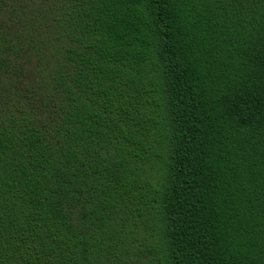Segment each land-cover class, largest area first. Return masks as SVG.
Here are the masks:
<instances>
[{
  "label": "trees",
  "instance_id": "obj_1",
  "mask_svg": "<svg viewBox=\"0 0 264 264\" xmlns=\"http://www.w3.org/2000/svg\"><path fill=\"white\" fill-rule=\"evenodd\" d=\"M0 264H264V0H0Z\"/></svg>",
  "mask_w": 264,
  "mask_h": 264
}]
</instances>
